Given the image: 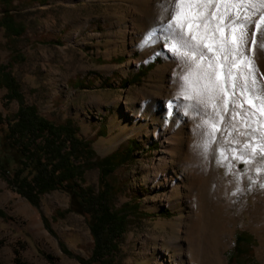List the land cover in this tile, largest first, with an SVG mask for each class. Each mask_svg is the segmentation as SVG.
Returning <instances> with one entry per match:
<instances>
[{
    "label": "rangeland",
    "instance_id": "1",
    "mask_svg": "<svg viewBox=\"0 0 264 264\" xmlns=\"http://www.w3.org/2000/svg\"><path fill=\"white\" fill-rule=\"evenodd\" d=\"M155 1L14 0L12 12L26 27L16 45L8 42L1 24L0 3V66L5 65V71L18 79L27 104L36 105L53 120L73 118L81 133L92 140L98 156L124 150L132 141H139L140 148L133 157L110 176L119 188L112 197L114 206L126 202L136 206L120 241V264H217L209 256L189 255L186 246L181 249L178 245L182 241L186 245L184 229L178 228L186 226L189 211L188 174L180 165L188 124L183 123L179 152L173 159L160 160L163 142L155 136V129H161L166 119L175 125L177 112L166 116L163 108L157 111L154 106L168 93L167 63L173 41L170 35L156 39L161 27L150 24L149 5ZM213 2L207 0L210 5ZM223 5L228 12L233 9L232 0H223ZM201 10L198 7L184 26L192 25V37L199 32L194 26L196 21L206 22ZM243 22L249 23L246 18ZM175 23L177 18L168 25ZM256 47H251L248 55L252 50L255 54ZM218 50L223 51L221 47ZM223 70L227 72L225 65ZM245 81L246 91L254 92L250 82ZM220 90L204 105L207 116L219 128L231 108L226 97L229 86ZM7 91L0 85V114L4 117L19 108L17 100L6 102ZM202 97H198L200 101ZM193 98L191 102L195 103L197 96ZM251 127L246 140L252 136ZM262 162L264 152L257 157V163ZM241 165L244 168L245 162ZM99 173L98 168L87 170L85 185L97 190ZM219 174L222 182H228L224 168ZM252 175L248 173L244 178L246 192L238 197L234 204L237 207L224 213L226 230L232 232L225 238L228 248L221 246L218 250L227 260L225 264H230L237 234L245 231L255 239L252 255L250 259L246 255L245 262L264 264V217L258 218L262 222L258 223L252 205L261 186L254 185L257 182L251 181ZM68 207L69 196L61 190L43 194L40 204L33 205L16 193L0 172V264H82L77 256L89 258L94 240L87 218L73 211L63 213ZM208 221L215 229V222L210 218Z\"/></svg>",
    "mask_w": 264,
    "mask_h": 264
},
{
    "label": "bare ground",
    "instance_id": "2",
    "mask_svg": "<svg viewBox=\"0 0 264 264\" xmlns=\"http://www.w3.org/2000/svg\"><path fill=\"white\" fill-rule=\"evenodd\" d=\"M261 3L264 0H232L231 12L226 10L223 0H214L211 5L207 0H156L149 3L152 6L150 24L161 27L156 39H164L167 35L173 39L169 50L171 60L167 63L170 68L168 93L154 106L157 111L163 108L166 116L174 112L177 115L175 125L166 119L161 129H155V136L163 142L160 160L173 159L179 152L183 123L188 124L187 143L180 165L188 174L186 201L189 211L186 226L178 228L180 231L184 229L186 245L183 241L178 245L181 249L186 246L184 248L189 255L209 256L217 264L227 262L218 250L221 246L228 248L225 238L232 235L226 230L224 213L237 207L234 204L238 197L246 192L244 178L248 173L253 174L251 181L257 182L254 185L261 186L252 201L254 219L262 223L258 218L264 217V162L257 163V157L264 152V48L259 46L264 33V8L258 7ZM244 6L247 8L245 11L242 10ZM198 7L204 11L201 18L206 22L201 24L195 20L194 26L199 32L193 39L192 25L184 26ZM178 13L179 23L185 29L177 23L168 25L170 20L178 17ZM244 18L249 21L247 25ZM242 31L246 33L243 45L240 43ZM253 41L258 47L255 54L252 50L248 55ZM220 47L222 52L218 50ZM183 52H188V56L180 55ZM224 65L227 72L223 70ZM246 79L254 92L246 91ZM226 85L229 86L226 97L231 108L219 128L207 116L204 105ZM194 96L197 99L192 103ZM200 96L205 97H202L203 101L199 100ZM251 125L252 136L246 140ZM242 162H245L244 168ZM221 168L225 169L228 182H222ZM260 175L263 176L261 179ZM208 218L215 222V229Z\"/></svg>",
    "mask_w": 264,
    "mask_h": 264
},
{
    "label": "trees",
    "instance_id": "3",
    "mask_svg": "<svg viewBox=\"0 0 264 264\" xmlns=\"http://www.w3.org/2000/svg\"><path fill=\"white\" fill-rule=\"evenodd\" d=\"M13 1L0 0L1 24L6 29L8 42L16 45L26 27L13 14ZM34 1L44 3L46 0H30ZM5 68V65L0 66V85L8 89L5 100H17L19 108L6 117L0 114V172L16 193L35 206L45 193L65 192L69 196V207L63 213L73 211L84 215L94 240L92 255L89 258L77 256L79 261L82 264H120L117 260L120 241L136 206L127 202L114 206L112 197L119 188L110 176L133 157V152L140 148L139 141H132L124 150L98 156L92 140L81 133L73 118L53 120L42 114L36 105L27 104L20 82ZM93 168L100 170L97 190L85 185V172ZM44 220L53 231L49 219L44 217ZM254 242L246 231L237 234L229 263L247 264L244 257L247 255L250 259ZM61 245L71 254L63 243Z\"/></svg>",
    "mask_w": 264,
    "mask_h": 264
},
{
    "label": "snow or ice",
    "instance_id": "4",
    "mask_svg": "<svg viewBox=\"0 0 264 264\" xmlns=\"http://www.w3.org/2000/svg\"><path fill=\"white\" fill-rule=\"evenodd\" d=\"M179 7V6H178ZM253 7H257L256 5H253ZM258 7L260 8H264V3H261ZM177 24L180 28H183V24H180L179 23V13H178V17H177ZM257 27H259V25H257ZM245 36H246V33H244L243 31L241 32V35H240V43L241 45H243L245 43ZM193 39H195V37H193ZM184 46H187L186 42H184ZM261 48H264V33H262V36H261V43L259 45ZM173 47L175 48L176 46L173 45ZM253 47H255V41H253ZM178 51V49H177ZM195 51V49L193 50ZM180 55L182 56H185L187 57L188 56V52H183V53H180ZM201 58H203V55H201ZM226 58V57H225Z\"/></svg>",
    "mask_w": 264,
    "mask_h": 264
}]
</instances>
